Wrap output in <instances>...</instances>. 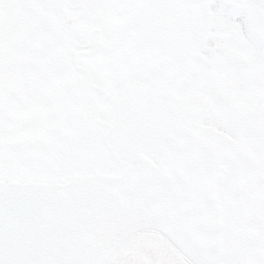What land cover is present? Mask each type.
<instances>
[{"label":"rangeland","instance_id":"1","mask_svg":"<svg viewBox=\"0 0 264 264\" xmlns=\"http://www.w3.org/2000/svg\"><path fill=\"white\" fill-rule=\"evenodd\" d=\"M18 1L29 10L35 11L45 0ZM156 2L159 4L156 7L159 12L163 9V20L169 23L171 20L165 11L173 4L172 23L175 28L172 25L164 27L174 30L173 38L178 47L173 76L158 100L163 102L166 111L173 114L177 125L188 127L211 145L223 149L226 154L221 162L224 173L219 185L221 190L226 189L225 193L229 198L226 205L227 224H235L237 219L240 222L244 220L238 227V232L242 228L241 233L235 237H242L243 232L247 236L244 235L242 245L238 248L234 246L235 237L226 242L227 258L223 262L236 264L237 254H240L243 255V264H250L254 251L249 246V240L259 237V231L257 236H253L255 228L248 225V221L252 217L264 223V211L256 203L242 202L244 193L250 190L245 186L248 181L259 180L253 179V173L259 175L256 170H261L264 176V162L254 160L264 154V54L254 51L248 45L241 26L226 20L216 9L209 6V0H154L153 5ZM228 2L239 6L248 5L253 0ZM46 3V6H54L56 13L46 12L43 16V28L47 37L50 35V40L41 57V63L34 68L33 74L43 77V83H49L48 80L55 83L54 87L57 89L75 85L81 91L78 96L81 101L100 100V94L86 93L89 81L77 69L85 70L90 75L96 74L95 56L100 53L110 59L109 63L106 61L110 76L104 77L102 84L106 88L116 82L118 77L112 75L110 70L113 64L110 55L114 49H120L123 45L119 39L120 32L115 31L118 37L114 38L101 35L102 43L98 45V35L95 32L98 18L93 21L100 12L96 0L93 4L90 0H47ZM258 4L259 7L249 8L248 19L255 29L264 31V0H258ZM149 5V2L139 5L138 13L141 18L143 15L152 18V11L147 9ZM139 25L140 23L137 26ZM149 37L151 41H158L160 38L159 35ZM64 43L68 53L63 52ZM49 57L54 58L52 62L60 71V80L52 77V67H47L50 64ZM146 57L148 61L153 59L152 54H146ZM86 118L89 119V131L94 127L91 116L79 118V122ZM124 133L125 131H121L119 138L124 141L127 137V157L130 156L134 161L139 155L156 156L159 150L154 148L153 140L147 142L135 137L131 139ZM104 156V153L101 154L102 159ZM98 165L104 172L119 176V171L110 164L108 166L107 162ZM6 173L8 177L18 178L33 175L27 169L17 172L9 170ZM221 190L216 188L214 191L220 213L225 210ZM256 247L260 248L259 245Z\"/></svg>","mask_w":264,"mask_h":264},{"label":"water","instance_id":"2","mask_svg":"<svg viewBox=\"0 0 264 264\" xmlns=\"http://www.w3.org/2000/svg\"><path fill=\"white\" fill-rule=\"evenodd\" d=\"M17 11L0 3V83L37 42L38 28ZM182 138L193 164L179 173L181 225L163 176L148 163L125 192L97 176L53 186L0 182V264H214L197 182L216 158L195 137Z\"/></svg>","mask_w":264,"mask_h":264},{"label":"flooded vegetation","instance_id":"3","mask_svg":"<svg viewBox=\"0 0 264 264\" xmlns=\"http://www.w3.org/2000/svg\"><path fill=\"white\" fill-rule=\"evenodd\" d=\"M127 105V104H126ZM55 132L48 136L44 132H30L29 134H21L19 128L5 132L6 135L12 134V139H2L0 134V169L8 170L16 163H25L32 167L35 171H40L39 175L46 182H59L66 179V174L71 176L78 175L82 169L76 166L82 164V159L75 154L76 163L70 169H65L62 165L66 160L61 153L64 151V157H67L68 147L74 152L73 147L78 146L75 142L79 140L74 135L59 132V123H55ZM88 138V136H86ZM84 138V137H83ZM70 157H73L70 154ZM45 173L47 176H42Z\"/></svg>","mask_w":264,"mask_h":264},{"label":"bare ground","instance_id":"4","mask_svg":"<svg viewBox=\"0 0 264 264\" xmlns=\"http://www.w3.org/2000/svg\"><path fill=\"white\" fill-rule=\"evenodd\" d=\"M183 161H185L183 157ZM190 161V160H189ZM190 162H186L188 165ZM215 172L209 170L203 176L198 179L197 182V192L201 195V204H200V224L202 229L207 232L209 236L215 237L217 234V225L214 221V211L213 203L209 194V184L211 183L212 178L215 176ZM182 186L181 179H175L173 182L168 183V188L171 197V207L174 214L176 222L182 224V214L179 209V203L181 199L180 188Z\"/></svg>","mask_w":264,"mask_h":264},{"label":"snow or ice","instance_id":"5","mask_svg":"<svg viewBox=\"0 0 264 264\" xmlns=\"http://www.w3.org/2000/svg\"><path fill=\"white\" fill-rule=\"evenodd\" d=\"M209 6L216 9L226 20L239 24L248 45L257 53L264 54V31L255 29L248 19L249 8L260 6L258 0L239 6L229 3L228 0H209Z\"/></svg>","mask_w":264,"mask_h":264}]
</instances>
